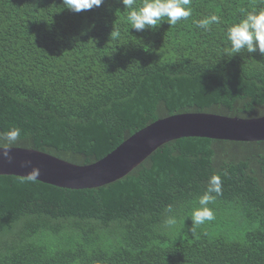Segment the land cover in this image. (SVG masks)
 <instances>
[{
	"label": "trees",
	"instance_id": "trees-1",
	"mask_svg": "<svg viewBox=\"0 0 264 264\" xmlns=\"http://www.w3.org/2000/svg\"><path fill=\"white\" fill-rule=\"evenodd\" d=\"M65 7L0 0V134L20 129L0 148L84 167L172 116L264 117V55L234 53L227 39L264 0H190L187 19L139 32L121 0ZM213 175L214 219L195 225ZM0 264H264V141H171L94 189L0 176Z\"/></svg>",
	"mask_w": 264,
	"mask_h": 264
},
{
	"label": "water",
	"instance_id": "water-1",
	"mask_svg": "<svg viewBox=\"0 0 264 264\" xmlns=\"http://www.w3.org/2000/svg\"><path fill=\"white\" fill-rule=\"evenodd\" d=\"M183 138L231 142H263L264 117L254 120L210 114L172 116L136 133L101 161L78 167L58 158L20 148H0L12 156H0V176L26 178L35 168L36 181L62 189H94L116 182L129 174L161 146Z\"/></svg>",
	"mask_w": 264,
	"mask_h": 264
},
{
	"label": "clouds",
	"instance_id": "clouds-1",
	"mask_svg": "<svg viewBox=\"0 0 264 264\" xmlns=\"http://www.w3.org/2000/svg\"><path fill=\"white\" fill-rule=\"evenodd\" d=\"M123 5L131 11L127 19L130 21L131 29L142 31L149 26H156L163 18H167V24L175 25L181 19H187L191 15L190 8L186 5L190 4V0H143L142 5L133 8L134 0H121ZM104 0H63L66 9L80 13L82 11L91 10L94 7H100ZM219 22V17L212 15L208 18L197 21V26L208 30L209 25ZM110 36H119L118 31L112 30ZM227 39L231 45V51L240 53L241 50H247L248 53H254L257 50L264 55V10L248 12L246 16L238 23L233 24L227 30ZM20 137V129L13 128L7 133L0 134V144L8 145L16 142ZM0 156L8 163L12 162V156L9 152L2 151ZM39 176V170L33 169L27 176V179L34 181ZM222 183L219 175H213L209 179L207 191L199 198L198 207H195L191 214V221L195 225L204 224L206 221L214 219L213 211L208 207L214 201L215 193L217 196L221 194ZM167 211L171 213L172 207L169 206ZM177 223L174 216H168L164 224L166 227H173Z\"/></svg>",
	"mask_w": 264,
	"mask_h": 264
}]
</instances>
